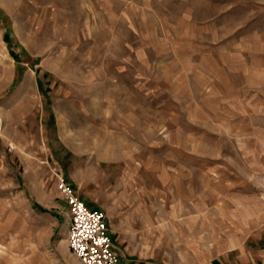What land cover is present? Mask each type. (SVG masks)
I'll return each mask as SVG.
<instances>
[{
	"label": "rangeland",
	"instance_id": "374dc122",
	"mask_svg": "<svg viewBox=\"0 0 264 264\" xmlns=\"http://www.w3.org/2000/svg\"><path fill=\"white\" fill-rule=\"evenodd\" d=\"M243 1L0 0V264L47 241L36 201L53 200L54 173L111 220L132 195L158 212L146 160L132 156L126 174L125 161L107 160L113 133L129 132L133 152L159 135L150 103L153 89L167 87L174 18L186 11L206 21L213 3L231 2L230 22H239ZM250 1L259 16L264 0Z\"/></svg>",
	"mask_w": 264,
	"mask_h": 264
},
{
	"label": "crops",
	"instance_id": "0c3cea01",
	"mask_svg": "<svg viewBox=\"0 0 264 264\" xmlns=\"http://www.w3.org/2000/svg\"><path fill=\"white\" fill-rule=\"evenodd\" d=\"M250 2L237 3L248 8L239 22H230L231 2L221 10L213 3L206 21L186 11L173 17L167 87L153 89L150 103L159 135L137 140L133 152L129 132L113 133L107 160L125 161V174L132 156L146 160L158 212L132 195L111 220L77 185L72 190L104 213L115 264H264V2L259 16ZM52 194L46 207L36 201L47 241L29 244L17 264H80L67 248L66 201Z\"/></svg>",
	"mask_w": 264,
	"mask_h": 264
},
{
	"label": "built area",
	"instance_id": "2783aa9c",
	"mask_svg": "<svg viewBox=\"0 0 264 264\" xmlns=\"http://www.w3.org/2000/svg\"><path fill=\"white\" fill-rule=\"evenodd\" d=\"M55 187L66 201L69 226L67 248L80 264H115L108 227L102 211L87 208L72 192L60 173H54ZM264 194V186H263Z\"/></svg>",
	"mask_w": 264,
	"mask_h": 264
}]
</instances>
